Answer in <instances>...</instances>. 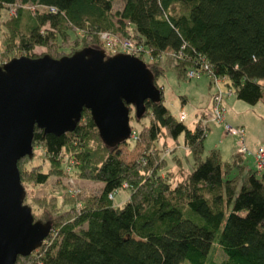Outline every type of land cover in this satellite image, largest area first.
Wrapping results in <instances>:
<instances>
[{"label": "trees", "instance_id": "1", "mask_svg": "<svg viewBox=\"0 0 264 264\" xmlns=\"http://www.w3.org/2000/svg\"><path fill=\"white\" fill-rule=\"evenodd\" d=\"M112 1L18 0L16 6L14 0H0V9L15 8V16L2 21L3 52L14 46L35 56L29 52L35 45L59 56L84 45L103 47L98 34L108 30L132 40L134 55L145 57L153 78L167 64L179 76L191 77L186 74L191 68L209 75L210 82L213 76L223 81L221 103L224 94L246 104L264 96V0H118L110 12ZM21 6L24 19L16 11ZM143 102L139 117L131 107L128 114L131 137L143 143L141 164L124 160L116 146L103 145L85 107L71 130L53 134L33 127L31 144L44 151L48 166L27 167L32 156L17 158L22 185L65 174L69 155L68 173L100 186L80 196L76 209L48 218L52 232L29 253L16 255L13 264H203L213 240L222 257L206 264H264V163L257 167L253 157L259 145L246 152L233 148L228 159L211 146L201 158L209 111L199 112L189 127L162 102V91L157 100ZM160 131L172 140L181 133L192 159L191 169L172 185L170 176L155 171L164 159L144 152ZM246 154L252 157L248 166ZM119 186L128 195L114 204Z\"/></svg>", "mask_w": 264, "mask_h": 264}, {"label": "water", "instance_id": "2", "mask_svg": "<svg viewBox=\"0 0 264 264\" xmlns=\"http://www.w3.org/2000/svg\"><path fill=\"white\" fill-rule=\"evenodd\" d=\"M161 88L143 59L126 51L105 53L84 45L51 56L18 54L0 62V264H13L40 244L49 220L33 218L23 202L16 160L31 156L33 127L59 134L71 130L88 109L106 147L131 136L129 110L139 117L144 99Z\"/></svg>", "mask_w": 264, "mask_h": 264}, {"label": "rangeland", "instance_id": "3", "mask_svg": "<svg viewBox=\"0 0 264 264\" xmlns=\"http://www.w3.org/2000/svg\"><path fill=\"white\" fill-rule=\"evenodd\" d=\"M18 0H14L16 6H18ZM119 1L113 0L110 12H113L114 9L119 7ZM30 8H32L30 6ZM8 9V10H7ZM25 8L18 7L16 11H20L21 18L24 19L27 11ZM15 8L12 6L2 7L0 9V62L5 60L7 56H13L18 54H26L16 47H10L5 49L3 52V43L2 38L5 35V27L2 24L4 19L15 16ZM114 20V16L111 17ZM94 45V44H89ZM118 46V45H115ZM114 46V47H115ZM106 51L105 53L111 54L115 51H121L119 46L115 47L116 49ZM29 52L35 54H41L42 52H47L45 47L39 48L38 46L33 45L30 48ZM6 53V55H4ZM48 53V52H47ZM163 58V57H162ZM144 62L146 61L144 57ZM163 60V59H161ZM209 75L204 73L194 74L191 77H185L182 75H177L174 67L170 65H163L162 74L154 78L155 83L161 88L162 91V102L168 107L173 115L177 114L178 111L183 112V121L189 127L192 126L194 116H197L199 112L209 111L208 118L210 116V108L208 107V100L210 101L211 93L217 89V83L210 82ZM218 84L226 90V86L223 81H219ZM264 90V88H263ZM232 94V93H231ZM184 97V101L180 102L179 97ZM226 94L222 97V102L224 104V99ZM225 107V104H224ZM209 108V110H208ZM227 117V114H226ZM214 121V120H211ZM128 122L133 123L131 118H128ZM212 124H216L218 129H214ZM222 124L218 122H209L206 120V129L208 135L203 139L202 143V152L201 158L204 156L206 150L214 145H211L212 142H217V138L227 146L230 145L231 140L234 141V148H236V143L238 144V136L234 133L224 131ZM209 128V129H208ZM139 128L135 127V130ZM220 131V133H219ZM224 132V133H223ZM259 132L264 133V124H259L256 130L252 133L254 137H260ZM221 134V135H220ZM243 136V133H242ZM244 138V137H243ZM210 139L213 141L208 142ZM243 144L247 151H252L251 147L246 146L245 142ZM256 145H263L264 143H257ZM255 145V146H256ZM120 151V157L126 161L138 160L140 164L142 160L138 159L143 150V143L139 140L133 139L131 136L126 138V141L119 142L115 145ZM150 148V149H149ZM144 152H152V157L156 161L164 159L161 161L162 164L157 166L156 170L159 175H168L169 184L172 185L177 179H180L184 171H188L192 166V159L187 147L182 142L181 133L178 134L175 140H172L171 137L166 136L160 131L156 137L150 141V146L145 148ZM227 150V149H226ZM225 149H220L221 156L223 158ZM233 150V149H232ZM33 153V154H32ZM32 153L28 161L24 164L29 166L30 164L39 163L41 169L45 170L48 166L47 161L43 158L46 156L44 151L40 148L38 144L32 145ZM172 155H177L179 160L176 163L172 159ZM67 158V163H65L64 173H50L47 178L40 183H35L32 181L24 180L23 183L24 195L22 201L27 203L30 206V211L33 218H38L40 220H48L56 214L58 211H63L74 207L75 209L79 205V197L94 194L93 192L98 190L100 182L94 181L92 179H86L78 177L74 174H69L73 163V159L69 155H65ZM245 161L249 159V155H245ZM147 175V172L144 174ZM75 188L79 190L74 191ZM128 195V189L124 186H119L113 191L112 202L115 204L120 203ZM68 213H65V216ZM51 225L48 233L52 232ZM47 233V234H48ZM35 252V251H34ZM37 253V252H36ZM224 255V254H223ZM222 257V253L219 251L218 247L215 244V240L212 241L210 248L206 254V257L203 261V264H206L208 260H218ZM184 261L179 262L182 264ZM37 263V262H36Z\"/></svg>", "mask_w": 264, "mask_h": 264}, {"label": "crops", "instance_id": "4", "mask_svg": "<svg viewBox=\"0 0 264 264\" xmlns=\"http://www.w3.org/2000/svg\"><path fill=\"white\" fill-rule=\"evenodd\" d=\"M217 85L219 88H221V86L218 83H217ZM221 89H223V88H221ZM208 103H209V100H208ZM222 104H223V102H222ZM224 104H225V107H224ZM224 104H223V107H224L223 119H224V121H226L230 125L242 126V129H243L242 141L245 142L246 146H248L249 148L251 147V149H253L257 143H259V142L264 143V133L259 132L260 137H254L252 134L254 132V130L257 129L259 124H261V123L264 124V96L261 97L259 100H257L253 104H246L245 102L240 101V100L236 99L233 95L229 94V95H226V97L224 99ZM208 107H209V104H208ZM208 110H209V108H208ZM226 114H227V117H226ZM211 120L212 119L207 117V121L212 122V123L215 122V121H211ZM212 126L214 127V129H218L216 124H212ZM219 133H220V131H219ZM207 135H208V132L205 131L203 138H202V143H203V139H205V137ZM211 141H213V140L210 139L208 142H211ZM234 141L232 139L230 145L227 146L226 144L221 142L219 140V138H217V142L216 143L212 142L211 145H214L215 147L218 148L220 156H221L220 149H225V150L227 149L224 153L225 156H223V158L221 156V159H228V158H230V155L233 152L232 149L235 146ZM251 160H252V157L251 158L249 157V159H247L246 161L244 159V161H243L244 165H246V166L250 165Z\"/></svg>", "mask_w": 264, "mask_h": 264}, {"label": "built area", "instance_id": "5", "mask_svg": "<svg viewBox=\"0 0 264 264\" xmlns=\"http://www.w3.org/2000/svg\"><path fill=\"white\" fill-rule=\"evenodd\" d=\"M98 35L102 40V43H103L102 48L105 52L112 50L115 45H118L121 51H126V52H130L133 54L135 52L134 51L135 47L133 45V42L128 37H118L117 35H115L114 33H111L108 30H102L99 32ZM118 46H115V47H118ZM115 47L114 49H116ZM186 74L188 76H191L195 74V72L193 69L189 68L187 69ZM211 81L216 84L218 81V78L216 77L214 78L213 76V79H211ZM221 92L222 91L218 87L217 91H213L212 94L210 95L211 119L214 121L220 122L222 124L224 131L236 134L238 136V139H237L238 144L236 143V148H235L236 151L246 152L247 149L245 148L243 141H242V127L239 125H230L223 119L224 107L221 103ZM176 115L178 118H182L184 114L182 111L181 112L178 111ZM253 157H254L255 165L257 167H260L263 165L264 163V146L263 145H259L255 148ZM122 185H125V183L122 182ZM77 190L78 188L74 189V191H77ZM108 196H110V193H108Z\"/></svg>", "mask_w": 264, "mask_h": 264}, {"label": "bare ground", "instance_id": "6", "mask_svg": "<svg viewBox=\"0 0 264 264\" xmlns=\"http://www.w3.org/2000/svg\"><path fill=\"white\" fill-rule=\"evenodd\" d=\"M256 169V168H255Z\"/></svg>", "mask_w": 264, "mask_h": 264}]
</instances>
